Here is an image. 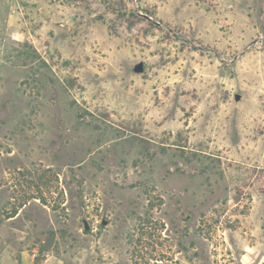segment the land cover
Returning a JSON list of instances; mask_svg holds the SVG:
<instances>
[{
  "label": "rangeland",
  "instance_id": "1",
  "mask_svg": "<svg viewBox=\"0 0 264 264\" xmlns=\"http://www.w3.org/2000/svg\"><path fill=\"white\" fill-rule=\"evenodd\" d=\"M0 264H264V0H0Z\"/></svg>",
  "mask_w": 264,
  "mask_h": 264
},
{
  "label": "trees",
  "instance_id": "2",
  "mask_svg": "<svg viewBox=\"0 0 264 264\" xmlns=\"http://www.w3.org/2000/svg\"><path fill=\"white\" fill-rule=\"evenodd\" d=\"M16 173L17 184L23 186V190L26 191V194L22 195L17 203L12 204L14 211L9 217L15 215L18 209L31 199H39V201L44 204H48L47 196L49 197V195L53 194L59 187V173L55 172L50 167L43 170L39 168L27 169L24 171L18 170ZM24 188H26V190Z\"/></svg>",
  "mask_w": 264,
  "mask_h": 264
},
{
  "label": "water",
  "instance_id": "3",
  "mask_svg": "<svg viewBox=\"0 0 264 264\" xmlns=\"http://www.w3.org/2000/svg\"><path fill=\"white\" fill-rule=\"evenodd\" d=\"M142 68H143V66H142V65H139V66H138V70H142ZM104 224H106V222H104ZM85 227H86V228H88V226H87V225H86Z\"/></svg>",
  "mask_w": 264,
  "mask_h": 264
}]
</instances>
